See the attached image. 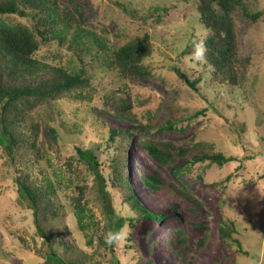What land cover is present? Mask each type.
Instances as JSON below:
<instances>
[{"label":"rangeland","instance_id":"obj_1","mask_svg":"<svg viewBox=\"0 0 264 264\" xmlns=\"http://www.w3.org/2000/svg\"><path fill=\"white\" fill-rule=\"evenodd\" d=\"M60 1L73 10L83 9V24L101 33L106 29L112 43L124 44L150 33L155 45L153 55L145 60L152 70L150 76L125 81L87 57L86 70L93 83L87 90L92 91V101L65 96L28 117L40 121V140L52 143L48 161L31 169L38 175L44 172L53 176L54 170L60 175L58 193L64 213L54 225L62 240L72 242L103 264L110 263L111 252L98 236V223L104 225L105 213L97 197L95 176L83 162L77 165L85 171L88 208L97 223L88 221L82 230L71 204L74 174L65 161L69 156L79 159L75 146L82 144L84 148L93 147L108 178L120 156V172L139 202L153 214L164 215L161 220L138 217L124 193L109 182V203L119 215L134 221L133 226L126 222L122 228L127 236L116 242L112 256L115 262L264 264V14L257 20L240 8L234 14L240 56L251 57L247 81L236 87L214 83L205 60L194 55L196 43L204 42L209 32L200 20L195 0ZM249 6L253 12L264 11V0H249ZM158 7L165 9L157 11ZM68 45L42 42L37 56L68 66L73 61ZM181 73L191 81L197 80L198 91ZM119 96L132 98L141 120L154 117L151 138L172 141L189 150L175 163L182 166L188 162V172L176 176L172 165L156 161L143 147L141 134L110 139L111 127H125L108 115L112 98ZM169 121L173 128L167 127ZM51 127L58 128V140ZM207 152H222L235 160L222 166L195 161ZM1 153L0 147V248L4 252H0V264H40L43 258L30 260L27 255L33 257L42 247L33 212L19 201L15 181L5 176ZM148 174L160 178L158 188L145 185L142 177ZM173 184L188 189L202 206L196 207L180 196ZM230 221L236 225L234 236L241 241L242 249L221 235V226Z\"/></svg>","mask_w":264,"mask_h":264},{"label":"trees","instance_id":"obj_2","mask_svg":"<svg viewBox=\"0 0 264 264\" xmlns=\"http://www.w3.org/2000/svg\"><path fill=\"white\" fill-rule=\"evenodd\" d=\"M195 2L200 20L209 31L203 42L206 48L204 66L211 69L212 81L219 85L242 86L248 78L251 57L240 56L234 14L240 8L243 14L257 20L263 16L264 11L253 12L249 0ZM161 9L165 8L158 7L156 10ZM0 14V147L5 164L4 174L15 181L19 201L32 210L37 235L42 238L40 252H34L33 257L30 253L27 255L30 260L43 258L45 261L40 264H103L94 256L77 249L72 242L62 240L60 230L54 225V221L64 213V205L58 193L60 175L55 170L53 176L44 172L38 175L32 171L31 168L36 164L48 161V149L52 143L40 140V121H30L28 117L42 106L65 96L92 101V91L87 90L93 84L86 70L87 57L99 61L105 69L125 81L150 76L152 70L145 64V60L154 53L153 36L145 33L124 44L112 43L106 29L101 33L83 24V9L73 10L60 0H0ZM42 42H52L59 46L68 43L73 58L71 64L67 66L39 58L37 52ZM181 75L198 91L197 80L191 81L186 74ZM111 108L108 115L125 125L110 128L111 140L118 136L141 134L143 147L159 163L172 165L176 176L190 170L188 162L182 166L175 165L178 156L186 155L189 150L172 141L151 138L154 117L148 116L147 121L141 120L130 96L112 98ZM99 111L104 112L103 109ZM167 127L173 128V123L169 121ZM51 130L58 140V128L51 127ZM84 147L76 144L79 159L69 156L65 161L74 174L71 180L74 185L71 200L74 215L82 230H85L88 221L97 223L88 208L89 186L85 171L77 165V162H83L95 176L97 197L105 213L104 225L101 227L98 223L99 239L105 249L111 252L109 264H120L112 260L116 242L108 243L105 235L109 231L121 230L126 222L133 226L134 221L119 215L109 203V182L113 188L124 193L126 202L138 217L161 220L164 215L153 214L139 202L132 186L120 172V156L115 159L113 173L108 178L93 147ZM233 160L234 156L222 152H207L195 159L220 166ZM142 179L151 188H158L161 183L155 174H148ZM173 188L194 206H202L201 201L188 189H180L175 184ZM220 232L224 240H234L238 248L242 249L241 241L234 236L237 233L234 221L223 224ZM88 242H91L90 238ZM0 252L4 253L2 248ZM7 257L4 258L8 260Z\"/></svg>","mask_w":264,"mask_h":264},{"label":"clouds","instance_id":"obj_3","mask_svg":"<svg viewBox=\"0 0 264 264\" xmlns=\"http://www.w3.org/2000/svg\"><path fill=\"white\" fill-rule=\"evenodd\" d=\"M205 52L206 48L203 41L196 43L194 55L198 60L203 61L206 59ZM126 236L127 233L123 229L117 231H109L105 235V240L111 244L123 240L124 238H126Z\"/></svg>","mask_w":264,"mask_h":264}]
</instances>
